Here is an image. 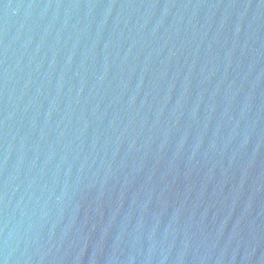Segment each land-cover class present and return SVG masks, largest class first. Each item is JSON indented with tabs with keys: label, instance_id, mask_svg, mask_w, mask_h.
I'll return each instance as SVG.
<instances>
[{
	"label": "water",
	"instance_id": "1",
	"mask_svg": "<svg viewBox=\"0 0 264 264\" xmlns=\"http://www.w3.org/2000/svg\"><path fill=\"white\" fill-rule=\"evenodd\" d=\"M0 264H264V0H0Z\"/></svg>",
	"mask_w": 264,
	"mask_h": 264
}]
</instances>
